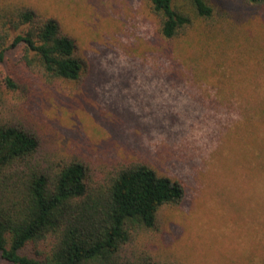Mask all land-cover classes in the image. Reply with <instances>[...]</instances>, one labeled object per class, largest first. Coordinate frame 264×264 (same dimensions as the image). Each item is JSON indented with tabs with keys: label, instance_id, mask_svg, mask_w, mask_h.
<instances>
[{
	"label": "rangeland",
	"instance_id": "obj_1",
	"mask_svg": "<svg viewBox=\"0 0 264 264\" xmlns=\"http://www.w3.org/2000/svg\"><path fill=\"white\" fill-rule=\"evenodd\" d=\"M212 1L218 23L194 28L186 50L182 37L156 36L146 0H0L56 19L85 61L79 80L53 82L18 63V48L0 64L19 82L0 87V111L36 134L40 156L78 159L99 180L136 158L181 181V203L162 206L125 246L134 259L264 261V162L252 155L249 123L264 98V62L246 51L264 39V6ZM42 251L29 243L21 252Z\"/></svg>",
	"mask_w": 264,
	"mask_h": 264
},
{
	"label": "trees",
	"instance_id": "obj_2",
	"mask_svg": "<svg viewBox=\"0 0 264 264\" xmlns=\"http://www.w3.org/2000/svg\"><path fill=\"white\" fill-rule=\"evenodd\" d=\"M245 1L264 6V0ZM146 3L156 20V36L170 45L187 38L198 25L214 27L220 17L212 0ZM260 18L257 26L264 35V14ZM254 39V47L246 51L260 54L262 66L264 39ZM185 41L180 48L192 44ZM12 48L19 49L18 63L47 82L77 81L85 70L76 40L59 22L19 3L0 9V64ZM15 75L0 73V87L15 91ZM253 104L250 147L253 157L264 162V98ZM55 158H42L36 134L0 111L2 259L12 264H163L134 259L124 248L138 232L155 226L162 206L181 203L184 188L179 179L130 158L99 180L84 162ZM29 243L43 248L41 258L21 252Z\"/></svg>",
	"mask_w": 264,
	"mask_h": 264
}]
</instances>
